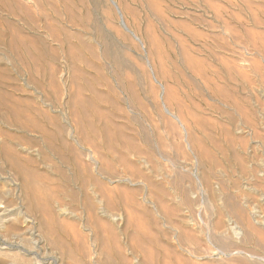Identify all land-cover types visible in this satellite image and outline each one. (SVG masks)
I'll return each mask as SVG.
<instances>
[{
  "label": "rangeland",
  "instance_id": "obj_1",
  "mask_svg": "<svg viewBox=\"0 0 264 264\" xmlns=\"http://www.w3.org/2000/svg\"><path fill=\"white\" fill-rule=\"evenodd\" d=\"M0 84L30 112L28 129L55 136L61 127L70 144L85 131L84 150L95 142L112 163L102 181L122 191L117 221L102 217L96 233L81 210H53L85 243L83 256L64 255L0 169V200L15 207L5 224L15 230L0 227V264H264V0H0ZM32 128L0 121L30 169L59 183L54 168L72 172ZM205 180L214 194L202 191ZM243 211L258 216L257 231L209 238L216 220ZM183 228L194 243H179Z\"/></svg>",
  "mask_w": 264,
  "mask_h": 264
},
{
  "label": "bare ground",
  "instance_id": "obj_2",
  "mask_svg": "<svg viewBox=\"0 0 264 264\" xmlns=\"http://www.w3.org/2000/svg\"><path fill=\"white\" fill-rule=\"evenodd\" d=\"M117 51V50H116ZM118 52V51H117ZM116 53V52H115ZM117 54V53H116ZM115 54V55H116ZM118 56V55H117ZM116 57V56H115ZM117 58V57H116ZM115 58V59H116ZM126 58V57H125ZM120 59V58H118ZM122 60V59H121ZM161 61V60H160ZM160 63V62H159ZM125 65V64H124ZM160 67V66H159ZM6 69V68H4ZM7 71V70H6ZM149 72V71H148ZM124 74V73H123ZM126 75V73H125ZM157 78V77H156ZM124 80V79H123ZM133 86V85H132ZM159 89L163 90V93L165 92V89L162 85H160V83H158ZM150 87V86H149ZM4 89V86L2 84H0V121L2 124L7 125V126H14L17 129L22 130H31L28 129L32 124H30V122L33 120V118L31 119V121H29V117L30 116V112L28 113L29 117L27 116V114H25L22 110H20L18 104L12 103L13 100L15 99L12 96V93H8L6 92ZM147 89V88H146ZM150 89V88H149ZM154 89V88H153ZM151 93V92H150ZM132 97V96H131ZM169 97V96H167ZM19 99V98H18ZM12 101V102H11ZM19 101L21 102V100L19 99ZM19 102V103H20ZM62 102V101H61ZM23 103V101L21 102ZM25 104V103H24ZM165 104H166V100H165ZM170 105V104H169ZM29 106V105H28ZM171 106V105H170ZM169 106V107H170ZM33 107V106H32ZM48 107V106H47ZM167 107V106H166ZM168 107V110H170V108ZM25 108V107H24ZM28 108V107H26ZM30 108V107H29ZM36 109V108H34ZM32 111V110H31ZM37 111V110H36ZM41 111V109H40ZM39 111V112H40ZM27 112V111H26ZM32 113V112H31ZM36 115H39L38 112H36ZM42 113V112H40ZM46 113V112H45ZM43 114V113H42ZM180 114V113H179ZM41 115V114H40ZM46 115V114H45ZM44 116V115H43ZM34 117V116H33ZM39 117V116H38ZM49 117V121H50V116ZM53 117V116H52ZM172 117L176 120L179 121L177 117L173 116ZM42 118V116H41ZM58 118V117H56ZM52 119V118H51ZM54 119V117H53ZM56 120V119H55ZM54 120V121H55ZM60 120V119H59ZM53 121V120H52ZM53 121V122H54ZM168 121V120H167ZM166 121V122H167ZM196 121V120H195ZM207 121V120H206ZM33 122V121H32ZM31 122V123H32ZM44 122V121H43ZM48 122V121H47ZM58 123L59 121H55V123ZM61 122V121H60ZM183 122V121H182ZM199 122V121H198ZM35 123V122H34ZM45 123V122H44ZM52 122L50 121V124ZM54 123V124H55ZM169 123V122H168ZM36 124V123H35ZM59 124V123H58ZM172 124V123H171ZM183 124V123H182ZM38 125V124H37ZM52 125V124H51ZM63 125V124H62ZM60 125V126H62ZM75 125V124H74ZM99 125V124H98ZM43 126V125H42ZM49 126V124H48ZM54 126V125H53ZM56 126V125H55ZM35 127V130L37 131L38 126H33V128ZM47 127V126H46ZM57 127V126H56ZM80 127V126H79ZM77 127V128H79ZM120 127V126H119ZM176 127V126H174ZM32 128V129H33ZM52 128V126H51ZM55 128V127H53ZM66 128V127H65ZM122 128V127H121ZM40 129V127H39ZM38 129V131H39ZM82 131V127L80 128ZM41 131L42 128L40 129ZM45 130V129H44ZM48 130V129H47ZM46 130V131H47ZM57 135L55 134V136H53L52 134L50 135L49 133L43 131L42 134L45 137V144L48 147V150H50L52 152V154L54 153V156H58L59 157V161L63 163H65L67 165L68 168H70V171L72 172L71 175H67L64 170L62 171L59 167V169L57 168L54 171L58 174L60 182L56 183L53 182L54 179L50 180V177H43L42 175H40L39 172L36 173V171L34 172L33 169H30V165L32 164L31 159L28 160V158H24L20 156V152L12 147L9 143H12V141H15V139L17 137L14 138V136L10 135L9 133H5V131L0 130V169L1 170H6L9 173L12 174V176H14V178H16V180L18 181L19 184V191H20V195H21V201L25 207V210L29 215L35 217L36 219L38 218L41 221V228L43 231V235L44 238L49 241V242H54L56 244H58L61 248H62V253L64 255H69L71 253H81L83 252V244L84 242H79L81 240V236L80 234H77L75 231L71 230L72 228H70V224L69 226L67 224L61 223L57 220L56 216L54 215V211L53 210H57V211H64L66 209L67 206H70L73 209H79L81 210L87 217V222H88V227L89 230L91 229V231L94 233H96L97 230H100L101 225L103 226V224H101L102 222H105L102 220V217H107L110 218L112 221L115 222L117 218V206H118V197L120 198V191L115 185V181L113 179L109 180L108 183L106 184L105 182L102 181L101 179V174L103 172V170L105 169L104 166H106V168H108V170L110 171V174L113 173V171H111L113 168L111 167L112 163L110 164L108 161H106V159L104 158L103 155H101L100 150L97 148L98 146L96 145V143L93 141L94 143L92 144V149L91 150H84L83 145L88 144V138L87 135H85V131L79 133V138L76 141V144H70L68 143V137L70 138L71 136H68L69 134L67 133V135L63 134V129L61 127L57 128ZM63 130V131H62ZM169 130V129H168ZM39 131V132H41ZM67 131V130H66ZM51 132V131H50ZM54 132V130H53ZM52 132V133H53ZM69 132V131H68ZM93 132V131H92ZM91 134L93 135V137H95L94 132ZM55 133V132H54ZM78 133H76L78 135ZM109 133V132H108ZM107 133V134H108ZM143 134V133H142ZM41 135V133H40ZM42 135V136H43ZM90 135V136H92ZM194 136V135H193ZM207 136V135H206ZM28 138V137H27ZM41 138V136H40ZM91 138V137H90ZM89 138V139H90ZM124 138V137H123ZM148 138V137H147ZM181 138V137H180ZM189 138V137H188ZM208 138V137H207ZM73 139V138H70ZM125 139V138H124ZM17 140V139H16ZM41 140V139H40ZM51 140H55L57 141L58 145L54 146L51 143ZM76 140V139H74ZM96 141V139H94ZM186 140V139H185ZM189 140V139H187ZM186 140V141H187ZM11 141V142H10ZM37 142L39 141L36 140ZM43 141V140H42ZM99 141V140H98ZM158 141V140H157ZM181 141V140H180ZM36 142V143H37ZM53 142V141H52ZM71 143L73 141H70ZM131 142V141H130ZM183 142V141H182ZM15 143V142H14ZM42 143V142H41ZM91 146V143L90 142ZM184 143V142H183ZM182 143V144H183ZM33 144V143H32ZM158 144H160L158 142ZM162 144V143H161ZM40 145H44L43 143ZM39 145V146H40ZM139 145V144H138ZM45 146V145H44ZM43 146V147H44ZM58 146V147H57ZM122 146V145H121ZM143 146V145H142ZM161 146V145H160ZM190 146V145H189ZM137 147V146H136ZM134 148V147H133ZM164 148V147H163ZM179 148V147H178ZM25 149V148H24ZM46 150V151H48ZM125 150V149H124ZM147 150V149H146ZM29 151V150H28ZM179 151V150H178ZM203 151V149H202ZM111 152V151H110ZM109 152V153H110ZM126 152V150L124 151ZM135 152V151H134ZM48 153V152H47ZM138 153V152H137ZM207 153V152H206ZM43 154V153H42ZM50 154V153H49ZM103 154V153H102ZM146 154V153H145ZM181 154V153H180ZM46 155V154H44ZM188 155V154H187ZM49 156V155H48ZM103 156V157H102ZM151 156V155H150ZM44 157V156H43ZM179 157V156H178ZM186 157V156H185ZM206 157V156H205ZM118 158V157H117ZM126 157L124 156H119V159L124 162L127 166L130 165V163L128 162L127 159H125ZM43 161H50L46 155V157H44ZM141 161V160H140ZM156 161V160H155ZM47 163V162H46ZM34 164V163H33ZM32 164V165H33ZM50 164V163H49ZM64 164V165H65ZM135 164V163H134ZM133 164V165H134ZM149 164V163H148ZM164 164V163H163ZM56 165V164H54ZM61 165V164H60ZM124 165V164H123ZM132 165V166H133ZM216 165V164H215ZM66 167V166H65ZM114 167V166H113ZM131 167V166H130ZM150 167V166H149ZM216 167V166H215ZM62 168V167H61ZM121 168V167H120ZM128 168V167H127ZM198 168V167H197ZM133 169V168H132ZM156 169V168H154ZM153 169V173H155L156 171ZM67 170V169H66ZM152 170V169H151ZM252 170V169H251ZM68 173V170H67ZM129 173V172H127ZM131 173V172H130ZM135 173V172H134ZM145 173V172H144ZM147 173V172H146ZM43 174V173H42ZM108 174V175H110ZM115 174V173H114ZM111 174V175H114ZM142 174V173H141ZM56 175V174H55ZM109 176L110 178L112 176ZM212 175V174H211ZM203 176V175H202ZM180 177V176H179ZM50 178V179H48ZM145 180V179H144ZM171 180V179H170ZM182 180V179H181ZM58 181V179H57ZM146 183V182H145ZM159 183V182H158ZM182 183V182H181ZM202 188L203 192H208L210 194H214L213 189L216 188L213 187L214 184L209 183L208 181H203V182H199ZM110 184H112L113 186H110ZM148 184V183H147ZM183 184V183H182ZM150 185V184H149ZM181 185V184H180ZM161 186V184H160ZM218 186V184H217ZM154 187V186H153ZM148 188V187H147ZM219 188V187H217ZM150 189V188H149ZM122 190V189H121ZM151 190V189H150ZM211 190V191H210ZM120 191V192H119ZM160 191V189H159ZM162 191V190H161ZM126 192V191H125ZM223 192V191H222ZM3 192L0 191V199H3ZM120 193V194H119ZM124 193V192H123ZM163 193V192H162ZM194 198L196 197L195 194ZM122 197V196H121ZM136 197V196H135ZM214 197V196H213ZM215 198V197H214ZM212 199V198H211ZM253 199V198H252ZM214 200V199H213ZM254 200V199H253ZM68 202V204H67ZM123 202V201H122ZM226 203V202H225ZM228 205V204H227ZM232 205V204H231ZM231 205L229 206L231 208ZM211 206V205H210ZM21 207V206H20ZM165 207V206H164ZM212 207V206H211ZM235 208V207H234ZM129 209V208H127ZM15 207L13 205L12 201H2L0 200V227L2 228H6V231H14V226H5V224H8L7 222L9 221V217L13 216ZM126 211V210H125ZM69 212V211H68ZM255 212V211H254ZM175 213V212H174ZM153 216V214H152ZM219 216V215H218ZM257 215H254L253 213L249 212V211H243L239 214H235V219L234 221H230L228 223H222L218 220H216L217 222H215V228H216V233L213 234L212 236H210L209 238H215L216 236L223 238V239H228L230 238L229 236L233 235L236 237H244L251 234L254 232V230H256V226H258V224L260 225L261 221H259V219H256ZM41 217L43 219V221L39 218ZM134 217V216H133ZM258 217V216H257ZM13 219V218H12ZM108 220V219H107ZM102 221V222H101ZM111 221V222H112ZM117 221V220H116ZM154 221V220H153ZM110 222V223H111ZM170 222V221H169ZM107 224L104 223V225ZM112 224V223H111ZM43 225V226H42ZM108 225L109 222H108ZM107 225V226H108ZM72 226V225H71ZM112 226H115L112 224ZM70 228L68 230H71L70 232L67 230V228ZM106 227V226H105ZM110 227V226H108ZM213 227V228H214ZM182 228V226H181ZM103 229V227H102ZM113 229V228H112ZM110 228V230H112ZM180 230V228H178ZM78 230V229H77ZM116 230V229H115ZM177 230V231H179ZM105 231V230H104ZM257 231V230H256ZM255 231V232H256ZM103 232V231H102ZM192 232V231H191ZM214 232V231H213ZM15 233V232H14ZM101 233V232H100ZM99 233V234H100ZM109 233V232H108ZM194 233V232H192ZM13 234V233H12ZM18 234V233H16ZM54 234H56L55 236H53ZM116 234V232H115ZM167 234V233H166ZM195 234V233H194ZM149 235V234H148ZM197 235V234H196ZM195 235V236H196ZM263 235V234H260ZM96 237V235H94ZM116 236V235H115ZM165 236V235H164ZM193 234H190V231H186V229L181 230L179 232V243H181L180 241H189V243H194V241H196V237ZM209 236V235H208ZM94 237V238H95ZM249 237V236H248ZM247 237V238H248ZM112 238V237H111ZM208 238V237H207ZM232 238V237H231ZM230 238V239H231ZM263 238V237H262ZM261 238V239H262ZM7 239V238H6ZM87 239V238H86ZM97 239V238H96ZM95 239V240H96ZM101 239V238H100ZM134 240V237L132 238ZM168 239V238H167ZM217 239V238H216ZM238 239V238H237ZM94 240V239H93ZM111 240V239H110ZM138 239H136L137 241ZM213 240V239H212ZM221 240V239H220ZM229 240V239H228ZM244 240V239H243ZM96 241H100V240H96ZM102 241V240H101ZM111 241H114L111 240ZM135 241V242H136ZM193 241V242H190ZM139 242V241H138ZM209 242H211V240L209 239ZM221 242V241H220ZM226 241H224L225 243ZM230 242V241H229ZM184 243V242H182ZM181 243V244H182ZM187 243V242H186ZM198 242H196L197 244ZM228 243V241H227ZM225 243V244H227ZM103 244V243H102ZM143 244V243H142ZM141 242L138 245H142ZM178 244V243H177ZM188 244V243H187ZM85 245V243H84ZM137 245V244H136ZM186 245V244H185ZM190 245V244H189ZM231 246V243L229 244ZM229 245H226L228 247H230ZM105 246V245H103ZM102 246V247H103ZM144 246V245H143ZM187 246V245H186ZM225 246V245H224ZM225 246V247H226ZM138 247V246H137ZM136 247V248H137ZM166 247V246H165ZM166 248H168V246ZM85 248V247H84ZM105 247H103L104 249ZM140 248V247H138ZM142 248H145L142 247ZM171 248V247H170ZM170 248H168L170 250ZM175 248V247H174ZM227 248V247H226ZM150 249V248H149ZM163 249V247H162ZM163 249V250H164ZM187 249V248H186ZM228 249V248H227ZM232 249V248H231ZM236 249V248H235ZM138 250V249H137ZM144 249H142L143 251ZM152 250V249H151ZM150 250V251H151ZM237 250V249H236ZM234 250V251H236ZM100 251V250H99ZM106 251V250H105ZM104 251V252H105ZM140 250V252H142ZM156 250H153V252ZM165 251V250H164ZM171 251V250H170ZM169 251V252H170ZM139 252V250H138ZM167 252V249H166ZM173 251V257H178L177 254L174 255ZM232 252V251H231ZM230 252L231 255H233ZM240 252V251H238ZM238 252H236V255L238 254ZM86 253V252H85ZM108 254V252H106ZM144 253V252H142ZM141 253V254H142ZM147 253V252H146ZM151 253V252H148ZM155 253V252H154ZM152 254V256H154L155 254ZM223 253V252H222ZM242 253V252H240ZM80 254V255H81ZM225 254V253H224ZM235 254V253H234ZM63 255V256H64ZM85 255V254H84ZM143 255V254H142ZM230 255V256H231ZM83 256V254L81 255ZM80 256V257H81ZM86 256V255H85ZM145 254L142 256L144 257ZM151 256V255H150ZM156 256V255H155ZM210 256V255H209ZM70 257V256H68ZM103 257V256H102ZM120 257V256H119ZM149 257V256H148ZM253 257V256H252ZM255 257V256H254ZM146 258V256L144 257ZM152 258V257H150ZM158 258V257H157ZM179 258V257H178ZM231 258V257H230ZM237 258V257H236ZM234 258V260L236 259ZM241 259V257H239ZM238 258V262L239 264H243L242 260L239 261ZM262 259V257H260ZM259 258V259H260ZM124 259V258H123ZM148 259V258H147ZM177 261H176V260ZM175 262H180L182 261V257L181 259H177L175 258ZM122 260V258L120 259ZM126 260V259H124ZM146 260V259H145ZM156 260V258H155ZM160 260V259H159ZM172 260V261H174ZM186 259H184L183 261H185ZM232 260V259H231ZM149 261H152L153 264L155 261L149 259ZM182 261V262H183ZM188 261V259H187ZM74 264H78V262L75 260L73 261ZM146 262V261H144ZM152 262H150V264H152ZM166 263H168L167 261H165ZM173 262V263H175ZM189 262V261H188ZM246 262V260L244 261ZM249 262V261H248ZM129 263V262H128ZM170 263V261H169ZM184 264H186V261L183 262ZM232 263L234 264L235 261ZM73 264V263H72ZM80 264V262H79ZM146 264V263H145ZM148 264V262H147ZM157 264V261L156 263ZM159 264V263H158ZM189 264V263H187ZM194 264V263H191ZM206 264V263H205ZM230 264V262H229ZM248 264V263H247Z\"/></svg>",
  "mask_w": 264,
  "mask_h": 264
}]
</instances>
